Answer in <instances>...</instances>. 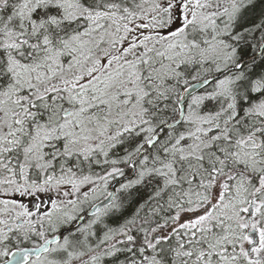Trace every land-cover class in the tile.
Segmentation results:
<instances>
[{
	"label": "snow or ice",
	"instance_id": "snow-or-ice-1",
	"mask_svg": "<svg viewBox=\"0 0 264 264\" xmlns=\"http://www.w3.org/2000/svg\"><path fill=\"white\" fill-rule=\"evenodd\" d=\"M256 4L0 0V264H264Z\"/></svg>",
	"mask_w": 264,
	"mask_h": 264
},
{
	"label": "trees",
	"instance_id": "trees-1",
	"mask_svg": "<svg viewBox=\"0 0 264 264\" xmlns=\"http://www.w3.org/2000/svg\"><path fill=\"white\" fill-rule=\"evenodd\" d=\"M262 9H264V0H257V4H256L255 8L250 10L249 16L252 19H255L260 14ZM141 195H143L142 190H141V192H134L130 199H132L134 202L135 199H137ZM133 206H134V203H133ZM131 210H132L131 208L128 209V211H131Z\"/></svg>",
	"mask_w": 264,
	"mask_h": 264
}]
</instances>
